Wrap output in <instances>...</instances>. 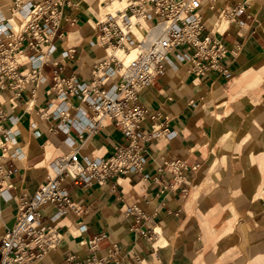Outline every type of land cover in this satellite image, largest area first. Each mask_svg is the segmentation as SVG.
<instances>
[{
	"label": "crops",
	"instance_id": "0c3cea01",
	"mask_svg": "<svg viewBox=\"0 0 264 264\" xmlns=\"http://www.w3.org/2000/svg\"><path fill=\"white\" fill-rule=\"evenodd\" d=\"M13 1L0 0L4 19L12 17ZM70 1L57 34L41 45L49 61L37 78L24 82L21 92L0 78V240L18 219L19 199L54 177L57 158L78 151L87 165L129 143L107 117L91 133L90 108L74 94L65 100L58 96L55 64L63 68L60 78L90 82L94 66L108 58L97 25L104 1ZM237 6L244 12L233 20L219 17ZM200 12L201 37L224 44L222 64L230 77L189 73L174 51L165 72L140 95L146 108L142 131L164 130L142 150L143 173L104 184L66 179L72 207L59 217L53 205L41 207V221L55 228L60 241L36 264L84 263L94 257H106L107 264L120 259L127 264H264L253 239L264 233V221L254 219L264 216V0H202ZM18 21L15 15L10 24L17 27ZM33 54L40 53L22 54L20 77L31 78L40 64L29 59ZM119 81L116 75L101 88L110 90ZM171 160L185 164L187 193L174 184L175 174L166 165ZM255 173L259 177L251 178ZM132 205L149 219L137 222L127 215ZM158 227L161 234L155 233ZM166 238H171L166 247L158 245Z\"/></svg>",
	"mask_w": 264,
	"mask_h": 264
},
{
	"label": "built area",
	"instance_id": "2783aa9c",
	"mask_svg": "<svg viewBox=\"0 0 264 264\" xmlns=\"http://www.w3.org/2000/svg\"><path fill=\"white\" fill-rule=\"evenodd\" d=\"M201 5L202 0H133L115 14H106V18L97 25L101 32L100 42L107 45V50L124 46L134 48L138 51L134 60L125 64L108 54L107 60L94 66L95 72L90 82L79 81L75 76L60 78L63 68L55 64L54 81L55 87L59 88L58 96L65 100L74 94L90 108L93 114V119L87 125L90 132L97 133L102 119L107 117L120 127L129 143L115 147L110 158H95L87 165L80 161L78 151L57 158L53 162L54 177H48L31 196L19 199L18 219L0 240V264H36L57 247L60 235L54 227L41 221L40 209L47 204L53 205L56 209L54 217L68 212L72 199L63 186L66 179L74 183L83 180L85 184L95 179L104 184L108 178L116 177L118 180L124 174L143 173L145 158L142 150L164 130L142 131L141 120L146 108L140 102V95L165 72L174 51L177 52L176 59L188 66L189 73L203 75L215 71L225 78L230 77L231 72L222 64L227 53L224 44L210 36L201 37L205 29ZM65 6L70 7L71 1L14 0L11 4L12 17L4 19L0 16V78L4 77L13 90L21 92L23 83L35 80L40 74L41 65L49 61V52H44L41 45L50 42L57 34ZM243 12L244 6H237L229 11L222 10L219 17L233 20ZM15 15L19 17L17 28L10 24ZM132 17L144 21V36L138 37L133 33ZM30 50L40 53L29 57L32 62L40 60V64L33 67L31 78L20 77L17 69L20 59ZM74 52L73 49L69 50L64 57ZM116 75L120 81L113 84L110 90L101 88ZM166 165L175 174L174 184H181L182 192L187 193L189 187L186 185L183 161L171 160ZM143 177L149 178L147 174H143ZM127 215L134 216L137 222L149 219L136 205L127 209ZM91 243L95 247L96 241ZM69 261H73V257ZM107 263L106 257H94L75 264ZM115 264L127 262L120 259Z\"/></svg>",
	"mask_w": 264,
	"mask_h": 264
},
{
	"label": "bare ground",
	"instance_id": "6f19581e",
	"mask_svg": "<svg viewBox=\"0 0 264 264\" xmlns=\"http://www.w3.org/2000/svg\"><path fill=\"white\" fill-rule=\"evenodd\" d=\"M103 1L106 2V4L104 6L108 5L109 7H111L115 11H117V10L124 9L127 5L131 4L133 0H110V1L102 0L101 2H103ZM136 1H140V0H136ZM133 18H135L136 20H140L141 19V18L139 19L137 17H132L131 18L132 23H133V20H132ZM12 25L15 27L14 24H12ZM133 26H132V29H133ZM141 26H142L143 29H146V26H145V23L144 22L141 23ZM15 28H17V27H15ZM145 33H146V31L143 34H141V35H137V34H135V35L138 36V37H141V36H144ZM107 53L108 54H113L111 56H115L117 58L119 57L121 59L120 60L118 58L120 61H122L125 64H127V63L131 62L132 60H134L136 58L138 51L136 49H134V48H128V47L124 46V47H117V48H112L111 47V48H109L107 50ZM254 166H256V165H254ZM255 171H256V168H254V172ZM258 177L259 176L256 173L254 175H251V178L257 179ZM255 214H257V213H255ZM259 217H261V215H258L256 217H254V219L256 221H260L261 223H263V221H264L263 217L262 218H259ZM156 230H157V233L158 234H161L162 231H161V229L159 227L156 228ZM170 239L171 238H166L165 240L161 241V244L162 245L166 244L168 241H170ZM253 239L257 241L255 243V245H256V248H257L258 253L260 252V250H262L263 253H264V233H257V235H255L253 237Z\"/></svg>",
	"mask_w": 264,
	"mask_h": 264
},
{
	"label": "rangeland",
	"instance_id": "374dc122",
	"mask_svg": "<svg viewBox=\"0 0 264 264\" xmlns=\"http://www.w3.org/2000/svg\"><path fill=\"white\" fill-rule=\"evenodd\" d=\"M107 1H110V0H107ZM104 3L106 4V2H104ZM115 12L116 11L114 9H112L111 7H109L108 5L103 6L101 8L100 19L101 20H104L106 18V14H108V13L115 14ZM132 20H133V23H135V26H134L135 30H134V32L136 31L139 35L143 34L146 31V29H143L142 28V26H141V23L142 22H139V24H138V20H136L135 18H133ZM109 55H113V54H109ZM262 212H260V213H262ZM259 218H262V216L259 217ZM169 243H170V241H168L166 244L162 245L161 242H160L158 245H162V246L166 247V245H168Z\"/></svg>",
	"mask_w": 264,
	"mask_h": 264
}]
</instances>
